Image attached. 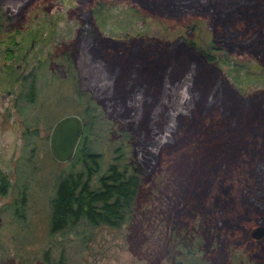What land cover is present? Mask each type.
Returning a JSON list of instances; mask_svg holds the SVG:
<instances>
[{"label": "rangeland", "instance_id": "rangeland-1", "mask_svg": "<svg viewBox=\"0 0 264 264\" xmlns=\"http://www.w3.org/2000/svg\"><path fill=\"white\" fill-rule=\"evenodd\" d=\"M98 1H24L18 11L26 22L15 36L24 59H17L15 75L2 68L8 29L0 34V172L10 181L8 192L0 195V264H50L42 256L47 247L52 264L61 250L64 264H170V225L181 216L178 208L193 201H200L201 211L185 216L188 228L193 229L192 223L195 228L196 246L202 242L195 251L197 264L264 263V234H250L256 225H264V79L246 81L233 62L202 68L192 55L175 67L167 64L164 48L175 23L152 21L153 12L166 14L160 8L140 18L127 13L125 4L100 8L96 35L86 45L79 34L80 15ZM242 1L248 6L261 0ZM199 15L214 23L210 12ZM31 27L41 29L39 38L25 37ZM242 27V22H231L215 32L219 36L228 29L242 36L246 25L244 31ZM141 37L158 42L163 52L141 47ZM251 49L235 52L234 60H252ZM190 69L196 79L204 76L201 82L195 80L200 98L190 115L176 118L168 142L144 176L133 219L120 228L82 225L50 235L48 197L57 175L69 164L50 153L52 123L66 113L81 115L89 125V144L107 163L123 138L120 112L130 113L140 99L143 112L155 115L153 127L167 130L171 84ZM32 74L37 86L34 102L26 108L21 100L13 105ZM26 126L36 128V134L25 133ZM146 127L147 132L153 129ZM257 177L263 179L258 186ZM22 182L28 185L26 216L16 219L8 202Z\"/></svg>", "mask_w": 264, "mask_h": 264}, {"label": "trees", "instance_id": "trees-1", "mask_svg": "<svg viewBox=\"0 0 264 264\" xmlns=\"http://www.w3.org/2000/svg\"><path fill=\"white\" fill-rule=\"evenodd\" d=\"M11 1L16 2L17 5H9ZM24 1L26 0H0V34L3 29H8V32H6L5 63L2 68L8 75H15V70L18 68L17 59H24L18 41H15L16 34L21 32V26L26 22V17L18 11ZM169 1V3L167 0L98 1L94 9H87L81 13L79 34L85 40V43H88L86 45L91 44L90 42L94 39L97 31L95 14L101 10L100 8L107 5L114 6L117 4L121 8V5L125 4L124 8H128L127 13H131L132 17L137 18L147 16L146 14L149 15L148 10L160 8L166 14L160 13L161 15H158L152 11L151 20L161 25L175 23L171 31V41L164 48L167 55V64L172 62L175 67L185 57L190 60L189 56L192 55L191 57L198 58L202 68L209 64L217 63L218 66H221L233 62L237 68L244 71L243 78L246 81L264 79V0L256 4H248V6L244 5L242 0ZM137 4H140L145 10ZM206 11L212 14L214 23L204 21L200 17V12ZM175 18L179 21H176ZM231 22H242L243 31L246 25L242 36L238 34L234 36L228 29L219 36L216 35L215 31L218 26H228ZM10 31L12 33H9ZM40 34V28L36 30L31 27L25 31L24 35L26 38L37 39ZM141 38L144 42H140L141 47L149 45L151 51L163 52L158 42L144 41V37ZM245 46L252 48L249 52L253 59L240 58L234 60L233 55L235 52L244 49ZM260 52H262L261 57L258 56ZM164 63L166 64V62ZM218 73L216 79H218V83H221L220 79L222 77ZM32 75L25 84V91L22 92L23 89L19 90L13 105L16 106L18 101L21 100L23 108H26L34 102L37 86L36 77L34 74ZM15 79L16 77L13 76L12 82H15ZM195 80L201 82L205 79L202 74L196 79L191 69L180 78L173 80L166 112L167 123L165 124L167 130L159 131L153 127L155 115L148 116L143 112L140 99L136 101V108L131 109L130 113L120 112L119 116L123 120L125 128L122 132L123 138L115 147L113 160L107 163H104L102 153L93 148L92 144H89L87 135L89 125L84 122L82 136L75 154L68 160V166L57 175L48 197L47 226L50 235L66 232L82 225L92 228L98 226L120 228L133 219L144 176L155 163L161 146L168 142L175 127L176 118L183 114L190 115L196 107L195 100L200 98V93L194 87ZM121 108L119 107V109ZM97 113L96 111L91 115L96 116ZM147 125L149 128H153L152 131L147 132ZM141 126L143 131L138 132ZM29 128V126H26L24 132L35 135L36 128ZM126 147H128L127 153ZM262 180L261 177H257L255 185H260ZM9 186L10 181L7 174L0 172V195H5ZM27 187L26 182L17 184L16 194L8 202V208L16 219H24L26 216ZM255 198L259 200L258 197ZM188 204L189 202L184 203L178 208L177 211H180L181 216H175L173 223L170 225L167 244L170 245V241L174 242L168 250L170 264H197L195 251L201 248L202 242L200 243L198 240L196 246L195 228L193 223L191 224L193 229L188 228L187 224L190 220H187L185 215L186 212L192 215L199 213L201 204L200 201H193L190 205ZM42 256L46 263H53L50 258L51 247L45 248ZM65 260L66 255L64 250H61L55 263L64 264ZM260 264L264 263L261 262Z\"/></svg>", "mask_w": 264, "mask_h": 264}, {"label": "water", "instance_id": "water-1", "mask_svg": "<svg viewBox=\"0 0 264 264\" xmlns=\"http://www.w3.org/2000/svg\"><path fill=\"white\" fill-rule=\"evenodd\" d=\"M83 126V118L77 113H66L52 123L48 132V146L54 159L65 162L74 156ZM250 234L256 238L261 237L264 234V225H256Z\"/></svg>", "mask_w": 264, "mask_h": 264}]
</instances>
